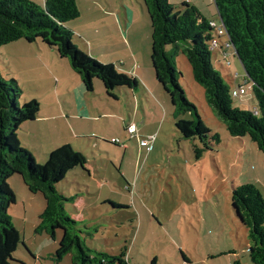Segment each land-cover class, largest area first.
Here are the masks:
<instances>
[{
	"label": "rangeland",
	"instance_id": "obj_1",
	"mask_svg": "<svg viewBox=\"0 0 264 264\" xmlns=\"http://www.w3.org/2000/svg\"><path fill=\"white\" fill-rule=\"evenodd\" d=\"M141 1L111 0L110 7L106 5L107 13L101 15L110 27L115 23L124 26V19L118 14L122 12L124 16V8L137 15L135 21L142 25L131 38L133 48L138 49L137 57L126 56L117 29L114 40L104 42L108 45L115 42L113 54L94 49L98 58H93L100 61L99 56L105 55L103 65L112 64L120 73L140 63L150 84L157 81L151 62L152 29L149 16L142 13ZM183 1L169 0L176 10L183 9ZM190 3L206 19L219 24L214 0H190ZM89 5L87 2L81 6L83 14L88 12L85 8ZM136 10L146 17V29ZM216 38L220 48L212 54L214 68L232 89L246 86L244 95L233 98V106L256 113L258 102L251 85H246L248 78L240 60L232 47H223L225 37L216 35ZM20 43L21 53L17 48ZM73 43L84 51L78 38ZM27 45L22 39L3 47L0 71L4 79H15L22 90L27 88L22 91L20 106L37 100L42 116H46V103L53 98L55 87L59 95L72 101L81 81L68 60L60 59L54 50L43 44V51ZM167 50L174 55L178 80L187 100L197 107L212 134L219 135L220 143L197 158L194 146L201 147L200 141L184 139L175 126L177 120H190L191 116L188 113L174 116L171 100L159 83L161 102L147 87L141 86L137 97L128 92L131 89L120 87L114 92L117 98H112L96 79L93 92L88 93V103L100 108L96 111L100 122L96 134L86 136L93 138L75 149L88 162L71 169L56 189L74 198L65 203V211L80 221L81 238L86 245L111 255L127 249L129 264H152L155 258L156 264H253L249 256V232L238 218L231 197L233 188L245 184L255 185L264 197V154L249 136L230 135L206 102L205 90L194 80L186 56L176 54L174 45ZM132 124L137 128L133 135L127 131ZM29 125L33 124H25V130ZM43 125L34 124L31 130H23L18 136L22 146L27 142L30 153L41 165L47 161L45 154L72 144L62 141L69 136L64 123L55 127ZM143 141L148 143L142 145ZM8 183L16 195L10 215L21 238L11 264H72L71 254L59 263L53 260L62 237L60 230L55 241L45 232L36 231L39 215L46 207L44 196L31 193L18 174Z\"/></svg>",
	"mask_w": 264,
	"mask_h": 264
},
{
	"label": "trees",
	"instance_id": "obj_2",
	"mask_svg": "<svg viewBox=\"0 0 264 264\" xmlns=\"http://www.w3.org/2000/svg\"><path fill=\"white\" fill-rule=\"evenodd\" d=\"M152 29L151 62L158 83L169 96L178 115L188 113L190 120H177L175 126L186 140L198 139L194 146L197 158L220 143L218 134L203 123L197 107L189 102L178 80L174 55L167 47L174 45L175 53L186 56L194 80L205 90L206 102L224 122L233 137L249 136L264 154V0H214L220 23L225 29L227 43L232 45L258 102L257 112L233 106L232 89L212 63L211 41L215 21L206 19L190 0L176 10L169 0H142ZM80 17L76 0H46L39 5L32 0H0V48L18 40L41 41L56 55L68 60L82 80L85 89L93 92L94 80H100L108 96L117 98V88H138V79L120 73L112 64L103 65L73 43V31L66 27ZM218 24V23H217ZM220 48V47H219ZM242 87V86H240ZM243 87H246L243 85ZM22 89L15 79H4L0 71V264L14 261L20 242L10 208L16 195L8 180L15 174L22 177L31 193H41L46 201L39 215L37 232H45L55 240L62 232L53 260L59 263L71 254L72 264H129L127 249L111 255L88 247L81 238L80 221L69 216L65 203L73 200L56 189L66 174L87 158L71 144L50 152L44 164H37L30 151L22 146L18 131L22 125L35 121L40 112L37 100L20 106ZM232 206L248 229L249 256L253 264H264V197L253 184L232 190ZM156 264V258L152 260ZM234 264H240L235 262Z\"/></svg>",
	"mask_w": 264,
	"mask_h": 264
},
{
	"label": "crops",
	"instance_id": "obj_3",
	"mask_svg": "<svg viewBox=\"0 0 264 264\" xmlns=\"http://www.w3.org/2000/svg\"><path fill=\"white\" fill-rule=\"evenodd\" d=\"M32 1L39 5H44L46 0H32ZM110 1L111 0H103L102 2H98V0H76L77 5L80 10V17L76 20L68 22L66 24V27L70 28L73 31L74 33L73 40L75 38H78L80 43L84 47V52L88 53L92 57H97V55L94 54L96 53L94 52V49L98 51L104 50L109 55L113 54V49H115V45H116L115 42L110 45L104 42L106 40H108L109 43L112 42L115 38V32H117V29H118V34L122 35L123 44L125 45L126 56L130 57L129 59L136 58L137 57L136 51L138 49L133 48L132 43H131V38L134 35V32H136L137 34V31L139 27L142 25V23L139 21L137 22L135 21V17H137L135 13H131L129 12L127 8H124L125 9L124 16L122 12H118L121 18L123 17L124 19V26H122V24L120 23L118 27V25H116L115 23L112 27H110L111 25L108 22H106L103 18H101V15H103L104 13H107L106 5L110 7ZM87 2L90 4L88 8H85L88 10V12L83 14L81 10L82 9L81 6L86 4ZM93 2H96V3H93ZM141 4H142V1H141ZM136 12L140 14L138 10H136ZM142 13L144 14V16L147 17L148 14L146 10L144 9L143 4H142ZM140 15L142 18L141 21L143 22L145 29H146L148 26L147 19L146 17H143L142 14ZM86 17H88L87 21H85ZM122 28H124V30H122ZM16 42H12L10 44H13ZM26 43L28 44L27 46L30 49L35 50V46H38L39 51H43L42 49L43 46H41V44L48 47L41 41H36L33 43L26 41ZM3 47L0 48V52ZM17 48H18V52L21 53L23 49V46L21 45V43L18 45ZM99 57H101L99 58L100 62H103V58L106 59V56L103 54H101V56ZM121 72L128 73V74L135 76L138 79V82L141 83L139 84V86H141L142 88L147 87V89L150 90V92L156 97L158 101L161 102L163 100V97L160 93V87H159L160 85L158 84V81H156L155 83L154 81H152V83L150 82V84H148L149 76L146 75L147 73L143 72V67L141 66L140 63H138L137 66L133 65L131 70H128V72H125L122 70ZM155 80H156V77H155ZM80 81L81 83L77 84V87L75 89L76 91V93L74 94L75 99L71 101L67 97L59 95L60 93L57 92V88L55 87L56 90H55V94L53 95V98L47 101L46 103L47 105V114H45L46 116H42V107H41L37 119L35 121L27 122V123H32L33 125L43 123L44 124L43 126H46V127H55V125L57 124L61 125L64 123L65 127L69 129L67 130L69 132V136L68 138L62 141H66L64 143L71 142L72 143L71 145L76 150L80 146L85 145V143H88L93 138V136L92 137H86V136L96 134L94 131H96L95 129L100 122L96 114L97 113L96 111H99L100 108L90 105L88 103L89 101L88 93L89 92L85 89L81 78H80ZM139 86L138 88L128 91V92H133L135 94V97H137V90L140 88ZM25 89L27 88H23V90ZM21 100H22V96H21ZM105 117H108V116L105 114ZM25 124H23L21 129L18 131V136L21 131L25 130V126H24ZM33 125H29L30 127L26 128L25 132L28 129L31 130ZM88 129L90 130V132H87ZM34 132L35 130L32 133ZM91 132L92 134H90ZM20 142L23 143L22 141ZM24 144H25L24 147L30 150L27 142L26 143L24 142ZM57 147H59V145L56 146V148ZM54 149L55 148H52V150ZM45 156H48V154H45Z\"/></svg>",
	"mask_w": 264,
	"mask_h": 264
},
{
	"label": "built area",
	"instance_id": "obj_4",
	"mask_svg": "<svg viewBox=\"0 0 264 264\" xmlns=\"http://www.w3.org/2000/svg\"><path fill=\"white\" fill-rule=\"evenodd\" d=\"M211 26L215 29L214 32L216 33L215 35L213 34V39L211 41V46H210V49L211 50H215L216 48H219L220 45L218 43V40L216 38V35L218 37H222V35L225 34V29H224V26L222 23L220 24H217V23H212ZM223 47H232V45L228 44L227 43V40H226V44L223 45ZM229 64V63H228ZM246 87H239L238 89H234L232 90V96L235 98V97H240L242 95H244L246 93ZM137 130L136 128V125L132 124L130 125L128 128H127V131L129 134L133 135L134 132ZM115 142H117L118 140H114ZM148 142L147 141H143L141 142L142 145H146Z\"/></svg>",
	"mask_w": 264,
	"mask_h": 264
}]
</instances>
